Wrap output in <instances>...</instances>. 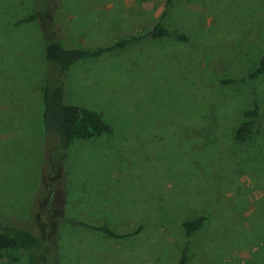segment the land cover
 <instances>
[{"label": "rangeland", "instance_id": "1", "mask_svg": "<svg viewBox=\"0 0 264 264\" xmlns=\"http://www.w3.org/2000/svg\"><path fill=\"white\" fill-rule=\"evenodd\" d=\"M166 2L0 0V217L41 237L37 264H177L180 223L199 214L188 264H264V75L239 81L264 52V0H171L167 21L187 43L143 40L65 75L66 103L97 111L112 132L67 153L44 132L39 23L14 21L37 3L41 19L62 17L65 46L95 48L153 24ZM254 101L255 132L234 143ZM65 216L144 227L108 239Z\"/></svg>", "mask_w": 264, "mask_h": 264}, {"label": "trees", "instance_id": "2", "mask_svg": "<svg viewBox=\"0 0 264 264\" xmlns=\"http://www.w3.org/2000/svg\"><path fill=\"white\" fill-rule=\"evenodd\" d=\"M46 3H44L45 9H47ZM169 3H171V0H167L164 10L153 24L142 27L136 33L119 36L108 45L95 48L84 45L78 47L65 46L63 41L54 33V27L62 26V17L57 13L55 18L41 19V9L37 3L33 12L14 21L17 26L39 23L42 43L41 52L45 65L44 82L41 88L42 122L44 132L56 138L59 149L64 153H67L68 148L75 141L92 140L112 132L110 124L97 111L82 105L66 103L64 78L68 70L79 61L98 58L107 53L119 52L147 39L153 41L171 39L175 42L187 43L190 40L187 32L181 28L171 26L167 21V13L171 5ZM263 75L264 52L259 55L254 66L239 81L252 82ZM226 82L238 83V80L229 79L223 83ZM240 118L241 120L233 132V140L234 143L244 144L251 140L258 124L260 118L259 102L254 101L251 107L244 109L240 114ZM8 220L0 217V259L4 264H20V258L23 255L27 259V264H37L36 254L45 246L41 237L34 230L19 227ZM206 220V215L199 214L181 221L180 227L185 240L177 264H188L190 261L191 239L204 227ZM60 221L97 231L108 239L132 237L140 233L144 227L140 224L130 231L119 232L111 227L107 221L92 223L67 218L66 216Z\"/></svg>", "mask_w": 264, "mask_h": 264}]
</instances>
